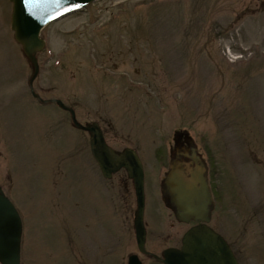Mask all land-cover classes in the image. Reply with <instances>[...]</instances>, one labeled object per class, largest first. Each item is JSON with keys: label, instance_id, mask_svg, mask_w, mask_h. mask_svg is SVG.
<instances>
[{"label": "rangeland", "instance_id": "rangeland-1", "mask_svg": "<svg viewBox=\"0 0 264 264\" xmlns=\"http://www.w3.org/2000/svg\"><path fill=\"white\" fill-rule=\"evenodd\" d=\"M11 14L0 0V186L24 221L22 264H127L134 237L118 215L124 251L96 230L106 250L83 247L93 240L87 224H111L126 196L133 205L132 183L114 192L124 174L105 182L89 136L31 96L33 69ZM42 37L35 91L99 123L115 149L138 153L146 220L154 222L174 135L187 131L212 166L213 224L243 264H264V0H99Z\"/></svg>", "mask_w": 264, "mask_h": 264}, {"label": "water", "instance_id": "water-1", "mask_svg": "<svg viewBox=\"0 0 264 264\" xmlns=\"http://www.w3.org/2000/svg\"><path fill=\"white\" fill-rule=\"evenodd\" d=\"M10 1L13 3L12 30L15 32V39L23 46L24 54L34 68L30 82L32 86L39 72L36 53L45 46L44 40L40 38L41 30L48 23L75 13L96 0H61L60 4L52 0H35L32 4H28L27 0ZM57 102L63 109L71 112L76 128L90 134L92 154L104 176L111 178L113 174L124 168L133 179L138 197L136 219L138 241L143 244L144 169L139 157L131 149L117 152L109 147L98 124L82 125L77 121L73 110L68 109L61 101ZM167 186L170 202L178 219L185 222L194 220L198 225L185 234L181 249L166 251L163 263L239 264L225 239L207 225L211 217L212 198L203 167L200 166L186 173L178 163H174ZM22 231V220L18 211L0 188L1 264H21ZM130 264H140V262L137 257H133Z\"/></svg>", "mask_w": 264, "mask_h": 264}, {"label": "flooded vegetation", "instance_id": "flooded-vegetation-1", "mask_svg": "<svg viewBox=\"0 0 264 264\" xmlns=\"http://www.w3.org/2000/svg\"><path fill=\"white\" fill-rule=\"evenodd\" d=\"M181 144L183 145V141H180ZM125 181V180H123ZM126 186V184L124 183ZM126 188V187H125ZM132 198V197H131ZM123 203V206H119L115 209V214L116 216L121 219L120 224L126 228V224L128 223L129 231L132 233V238L134 237L133 234L135 235L134 231V217H135V211L136 209L134 208V205H132L130 201V197L126 196V201L122 199L121 201ZM160 208V210H159ZM158 207V201L156 198V195L154 194V206L152 208V211L154 213V222H150L144 220L145 223V229H146V244H145V251H148L150 254H140V258L144 264H162L160 259L163 258L164 252L171 249V248H179L181 247L182 243V237L185 234L186 230L193 224H185V223H180L175 219L174 214L170 211L167 210L166 207ZM115 216V218H116ZM157 218V219H156ZM110 223L111 221L108 220ZM112 224H107L106 222H103L101 225V222H99L97 233L98 234H103L104 238H100L97 233H95V236H93V240L86 245V247H83L85 251H89L91 248L99 251H105L107 247H104V243L108 242V234H110L111 229L114 232V235L117 236L116 242L114 244L113 250L114 251H124L125 246L128 244H123L122 242V233L120 229L117 231L116 222L114 221ZM189 226V227H186ZM92 227L90 224H87L85 226V237H89L92 233L93 230L91 229ZM119 228V227H118ZM134 232V233H133ZM96 236L100 238V240L106 241L105 242H96ZM80 237V236H79ZM78 244L80 246V249H82L83 245V240L79 238ZM132 251H140L139 247L136 243V238L134 237L133 240V250ZM123 261H121L120 264H122Z\"/></svg>", "mask_w": 264, "mask_h": 264}, {"label": "snow or ice", "instance_id": "snow-or-ice-1", "mask_svg": "<svg viewBox=\"0 0 264 264\" xmlns=\"http://www.w3.org/2000/svg\"><path fill=\"white\" fill-rule=\"evenodd\" d=\"M34 2H35V0H27L28 4H32ZM52 2H54L56 4H60L61 0H52ZM68 10H72V9H68ZM61 14H63V13L61 12Z\"/></svg>", "mask_w": 264, "mask_h": 264}]
</instances>
